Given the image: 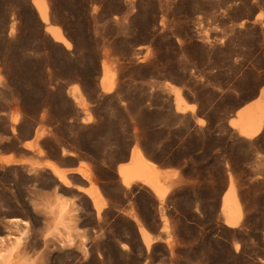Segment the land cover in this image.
<instances>
[{
	"label": "rangeland",
	"instance_id": "374dc122",
	"mask_svg": "<svg viewBox=\"0 0 264 264\" xmlns=\"http://www.w3.org/2000/svg\"><path fill=\"white\" fill-rule=\"evenodd\" d=\"M46 2L69 50L30 0H0V239L21 238L13 263L264 264V126L250 140L229 126L264 89V0ZM167 84L193 113L175 112ZM133 147L166 171L161 204L120 184ZM47 160L74 170L68 188L40 169ZM230 179L234 228L220 214ZM56 198L71 245L54 230Z\"/></svg>",
	"mask_w": 264,
	"mask_h": 264
},
{
	"label": "bare ground",
	"instance_id": "6f19581e",
	"mask_svg": "<svg viewBox=\"0 0 264 264\" xmlns=\"http://www.w3.org/2000/svg\"><path fill=\"white\" fill-rule=\"evenodd\" d=\"M40 21L45 25V32L50 35L55 43H59L66 50L70 49V43L66 41L60 27L54 26L49 23L48 6L46 0H30ZM112 80L113 75H110L105 66L102 68V78L100 79L99 86L103 93L109 94L112 92ZM170 90L173 94V103L175 106V112L179 114H185L187 111L193 113L194 107L186 105L180 90L171 87ZM74 101L75 104L79 103L80 96H77L78 88L74 87ZM259 98L249 104L244 105L235 113V117L229 120V126L237 131L238 135L244 139H253L257 137L264 126V89L259 91ZM189 107L188 109L185 107ZM87 120H90L87 119ZM64 155V153H63ZM12 161L11 156L6 160L7 163ZM39 166V165H38ZM40 169H47L57 179V181L68 188L70 181L67 179V173H72L74 170H65L60 168L53 161L47 160L41 165ZM39 169V167H38ZM166 173L165 170L157 166L150 161L137 147H133L130 150L129 157L126 163L120 164L116 168V174L119 178L120 184L125 189H130L136 185L146 186L154 198L161 204L168 194L167 184H162V177ZM88 180V179H87ZM238 194L236 193V187L232 179L229 180V184L226 191L221 197L220 214L223 217V223L226 227L234 228L238 221V211L241 204L239 202ZM93 209L99 211L100 203L98 200L91 201ZM50 209L54 216V230L64 231V240L62 245H71L73 242L72 236L69 232L68 226L64 223L65 217L70 212L69 204L60 198H56L51 204ZM162 217V216H161ZM164 219V218H163ZM162 220V218H161ZM163 221V220H162ZM161 221V222H162ZM13 226L23 225L28 226L26 221L20 219H12L9 222ZM138 224V223H137ZM163 227L161 226L160 232ZM138 233L141 242L145 248H149L153 243L152 235L144 228L139 226ZM20 237L12 235L7 236V239H0V264H14V254L20 247ZM125 248V247H124ZM238 249L236 248V251Z\"/></svg>",
	"mask_w": 264,
	"mask_h": 264
}]
</instances>
